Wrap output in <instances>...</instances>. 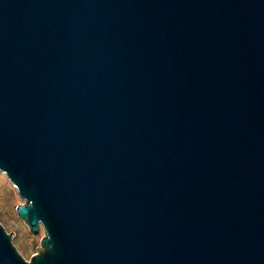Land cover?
<instances>
[{
    "label": "water",
    "instance_id": "95a60500",
    "mask_svg": "<svg viewBox=\"0 0 264 264\" xmlns=\"http://www.w3.org/2000/svg\"><path fill=\"white\" fill-rule=\"evenodd\" d=\"M0 172V264H264V0H0Z\"/></svg>",
    "mask_w": 264,
    "mask_h": 264
},
{
    "label": "rangeland",
    "instance_id": "374dc122",
    "mask_svg": "<svg viewBox=\"0 0 264 264\" xmlns=\"http://www.w3.org/2000/svg\"><path fill=\"white\" fill-rule=\"evenodd\" d=\"M24 204L19 197L17 190L8 180L5 174L0 172V224L8 234L13 235V245L19 254L28 262L31 258L39 254V248L42 251L41 240L45 232L41 229L39 235H32L27 224L22 221L16 208Z\"/></svg>",
    "mask_w": 264,
    "mask_h": 264
}]
</instances>
